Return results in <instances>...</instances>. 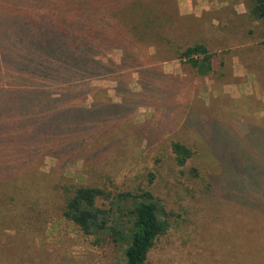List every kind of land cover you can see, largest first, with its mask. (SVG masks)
<instances>
[{
	"label": "rangeland",
	"instance_id": "obj_1",
	"mask_svg": "<svg viewBox=\"0 0 264 264\" xmlns=\"http://www.w3.org/2000/svg\"><path fill=\"white\" fill-rule=\"evenodd\" d=\"M87 7L98 10L104 29L114 26L125 38L107 51L100 47L94 65L83 62V74L64 82L83 90L69 95L57 82L45 88L31 66L0 77L3 102L12 89L39 86L52 97L64 95L61 101L83 97L79 108H68L80 113L68 116L81 122L79 141L63 151L33 152L31 124L22 137L0 114V264L122 263L124 245L107 237L97 244L61 215V186L70 183L154 193L171 213L170 226L147 264H247L244 255L264 245V200L253 201L264 198V184L251 185L244 168L247 159L262 163L250 159L259 145L248 140L258 137L248 124L264 127V20L251 14L249 0H0V46L1 34L39 23L47 32L42 50L53 52L34 60L53 58L57 71L65 48L38 16L81 17ZM135 40L146 56L128 69L122 58ZM196 42L218 53L214 73L202 76L177 57L175 49ZM219 125L221 135L213 137ZM173 141L195 150L182 166ZM256 254L255 264H264Z\"/></svg>",
	"mask_w": 264,
	"mask_h": 264
},
{
	"label": "trees",
	"instance_id": "obj_2",
	"mask_svg": "<svg viewBox=\"0 0 264 264\" xmlns=\"http://www.w3.org/2000/svg\"><path fill=\"white\" fill-rule=\"evenodd\" d=\"M249 1L251 14L256 19L264 20V0ZM64 14V12L51 11L46 17L43 13L38 16L40 24L46 25L47 29L50 28L51 36L56 38L53 40L54 44L60 48L62 45L65 48L63 49L66 53L63 66L59 64L60 67L56 71L58 63L53 58H47L46 61L34 60L39 54V58L43 56L45 58V54L50 55L53 51L43 52L42 48L47 44V41L41 40H44V35L46 37L47 32L37 26L39 23H33V27L13 32L10 36H7L6 33L1 34L0 77L4 72L16 71L19 73V70H29L31 66L34 72L40 69L39 75L31 73L39 77V81L44 83L45 88L49 83L57 82L64 86L63 92L65 91L69 95L77 93L79 89L83 90L84 86L82 85H69L64 82H69L72 77L83 74L81 69L84 65L83 62L94 65L97 62L95 52L100 47L107 51L109 46L111 48L112 43L123 39L124 35L114 26L111 27L112 29H104V20L97 9L92 12L89 8L88 10L82 8L81 17L65 16ZM99 18H101V23H99ZM17 27L16 24L13 25V28ZM36 27L37 29H35ZM80 28L82 30L86 28L83 30L85 32L80 33ZM32 30L34 38L30 40L32 35L30 31ZM134 42L137 44L136 40ZM261 44L264 46V40ZM128 46L125 47L122 62L129 61L128 67L130 68L128 69H132L138 66L137 59L146 56V54H142V47L138 44L133 45L131 42ZM38 48L41 49L40 53H38ZM170 49L172 50V48ZM174 51H178L177 57L189 63L202 76L216 71L215 63L218 53L210 51L204 43L196 42L182 50L177 48ZM61 55H58V58ZM141 65L143 64L139 66ZM49 80L51 82H48ZM44 89L39 86V88L10 90L5 95L8 101L3 102L4 98H0V114L5 112L9 115L2 118L5 121L1 123L15 122L22 137L28 135V127L31 124L29 135L33 136V142L30 144V149L33 152L45 151L52 147L63 151L64 148L79 141L77 137L81 134L78 131V124L81 122H78L74 117L73 119L68 118V116L80 113L78 110L71 111L68 108H79L83 97H77L73 102L71 100L61 101L64 95L52 97L46 93L47 89ZM220 125L212 127L213 137L221 135ZM248 125L251 129L257 130L258 136L255 139L248 138V140L254 146L259 145L253 147L254 150H252L253 154L255 151L258 152L257 158L252 156L250 159H257L262 163L249 162L246 158L244 168L248 170L247 174H250L248 182L251 185H260L264 184V127L254 126L250 123ZM3 133L0 132V136ZM72 134L75 135L72 136ZM66 137H70V143H67ZM227 145L231 147L233 144L227 141ZM219 149L222 150V147ZM171 150L175 154L176 163L180 166L184 165L195 153L194 149L180 141H173ZM241 153L246 154L244 151ZM193 171H196L195 168ZM151 180L152 173H149V182ZM61 188L62 205L59 210L63 218L72 222L83 235L93 236L97 244L104 239L103 237H107L116 244L124 245L121 264H147L148 253L156 239L165 234L170 226L169 216L171 213L166 210L148 187L138 188V190L113 191L99 185L70 183L62 185ZM256 190L261 191V189ZM244 195L252 198L248 192ZM259 200L263 201L264 198H253L254 202ZM246 247L248 248L247 244L243 248ZM253 249L255 252L253 256L244 255L245 263L255 264L254 260L258 259L256 250L264 263V245L261 244L258 248L253 246Z\"/></svg>",
	"mask_w": 264,
	"mask_h": 264
}]
</instances>
